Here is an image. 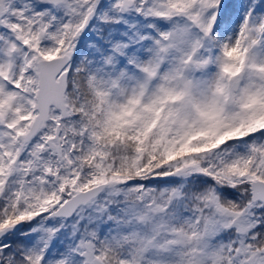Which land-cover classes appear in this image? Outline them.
I'll return each mask as SVG.
<instances>
[{"label":"snow or ice","instance_id":"1","mask_svg":"<svg viewBox=\"0 0 264 264\" xmlns=\"http://www.w3.org/2000/svg\"><path fill=\"white\" fill-rule=\"evenodd\" d=\"M0 264H264V0H0Z\"/></svg>","mask_w":264,"mask_h":264}]
</instances>
